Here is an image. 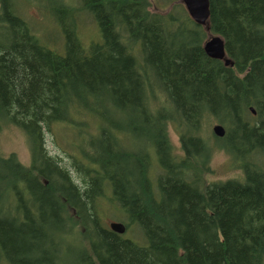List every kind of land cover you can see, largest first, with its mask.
Returning a JSON list of instances; mask_svg holds the SVG:
<instances>
[{
  "label": "trees",
  "instance_id": "1",
  "mask_svg": "<svg viewBox=\"0 0 264 264\" xmlns=\"http://www.w3.org/2000/svg\"><path fill=\"white\" fill-rule=\"evenodd\" d=\"M19 1L0 0V130L22 131L30 163L0 156V264H264V0H209L232 66L174 2L48 0L57 44ZM207 116L225 129L213 146ZM60 124L74 140L62 155L45 135ZM214 148L237 176L208 181Z\"/></svg>",
  "mask_w": 264,
  "mask_h": 264
},
{
  "label": "rangeland",
  "instance_id": "2",
  "mask_svg": "<svg viewBox=\"0 0 264 264\" xmlns=\"http://www.w3.org/2000/svg\"><path fill=\"white\" fill-rule=\"evenodd\" d=\"M67 2L74 3V0H65ZM153 2L154 11L158 12H164L167 9H170L173 5L172 2L182 5L181 0H151ZM20 6L23 9L24 15L29 19V21L32 22H42L45 21L46 25L40 26L37 29L38 33L42 34L43 39H47L50 43H57L59 44L61 42V37L59 34V30L56 28V26H53L52 23L49 20H46V14L42 12V9L40 6L45 7V5L49 4L48 0H20L19 1ZM166 3H172L166 4L165 6L161 5ZM174 6V5H173ZM46 8V7H45ZM184 10V6L182 7ZM186 11V10H185ZM83 30V33H88V39L90 40H97V28L94 26L91 20L85 18L84 22L82 23L81 31ZM207 39V37H206ZM50 45V44H48ZM58 46V45H57ZM51 47V46H50ZM53 48V47H52ZM157 104L159 102L155 100ZM217 121L213 118L206 117L204 118L202 122V128H201V136L210 146H213L215 144L213 139V134L211 131V128L214 124H216ZM173 126L170 125L168 127V135L171 142V145L173 146L174 152L179 155L180 152V144L178 141V132L173 130ZM57 131L55 128H53L54 132L46 133V147L50 153H57V154H63V151L66 149L69 151L68 144L69 141L73 140V135L70 130L64 125H58L56 126ZM15 153L18 160L23 165H29L30 163V146L29 141L26 138V136L22 133L21 130L16 128L12 125H4L2 129L0 130V156H6L9 153ZM63 163L65 165H68L69 162L67 159H63ZM234 162L231 159V157L223 152L222 150H219L217 148H214L212 151L211 159H210V167L212 172L206 176L209 182H217V181H225L227 179L233 178L238 175L239 171L234 167ZM104 201V202H103ZM101 202V205L99 207V212H101V218L102 222L104 224H108L111 220H116L115 218V211L111 206L106 205L105 200ZM67 238L73 239L74 237L69 235ZM77 239L80 240L77 236ZM75 245L77 244L76 241L74 242Z\"/></svg>",
  "mask_w": 264,
  "mask_h": 264
},
{
  "label": "water",
  "instance_id": "3",
  "mask_svg": "<svg viewBox=\"0 0 264 264\" xmlns=\"http://www.w3.org/2000/svg\"><path fill=\"white\" fill-rule=\"evenodd\" d=\"M188 16L195 23L204 28L207 33V39L203 42L202 48L205 54L213 59L220 60L225 66H232L231 60L227 57L224 48V41L218 35L210 33L209 28V0H181ZM252 113L254 111L251 109ZM212 134L216 137H223L225 134L224 127L216 123L211 128ZM108 227L111 231L117 234H123L125 232V226L116 221L108 223Z\"/></svg>",
  "mask_w": 264,
  "mask_h": 264
},
{
  "label": "bare ground",
  "instance_id": "4",
  "mask_svg": "<svg viewBox=\"0 0 264 264\" xmlns=\"http://www.w3.org/2000/svg\"><path fill=\"white\" fill-rule=\"evenodd\" d=\"M220 124V123H219Z\"/></svg>",
  "mask_w": 264,
  "mask_h": 264
}]
</instances>
